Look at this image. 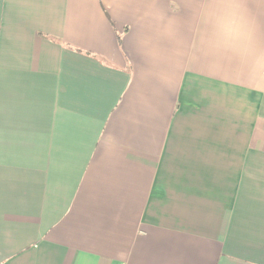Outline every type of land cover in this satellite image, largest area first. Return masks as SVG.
<instances>
[{"label":"crops","instance_id":"1","mask_svg":"<svg viewBox=\"0 0 264 264\" xmlns=\"http://www.w3.org/2000/svg\"><path fill=\"white\" fill-rule=\"evenodd\" d=\"M194 3L0 0V264H264V77Z\"/></svg>","mask_w":264,"mask_h":264},{"label":"clouds","instance_id":"2","mask_svg":"<svg viewBox=\"0 0 264 264\" xmlns=\"http://www.w3.org/2000/svg\"><path fill=\"white\" fill-rule=\"evenodd\" d=\"M194 17L208 51L237 57L250 75L264 77L260 25L246 0H195ZM149 43V38L143 41Z\"/></svg>","mask_w":264,"mask_h":264}]
</instances>
